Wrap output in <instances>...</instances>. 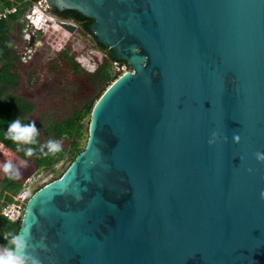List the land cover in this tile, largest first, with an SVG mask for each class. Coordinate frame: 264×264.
<instances>
[{
  "label": "water",
  "instance_id": "water-1",
  "mask_svg": "<svg viewBox=\"0 0 264 264\" xmlns=\"http://www.w3.org/2000/svg\"><path fill=\"white\" fill-rule=\"evenodd\" d=\"M132 72L28 201L40 264H264V0H47ZM73 25H67L71 29Z\"/></svg>",
  "mask_w": 264,
  "mask_h": 264
},
{
  "label": "trees",
  "instance_id": "trees-1",
  "mask_svg": "<svg viewBox=\"0 0 264 264\" xmlns=\"http://www.w3.org/2000/svg\"><path fill=\"white\" fill-rule=\"evenodd\" d=\"M38 0H0V11L6 8L17 7V12L0 20V165L3 161L11 160L17 167H32L30 172L34 174L41 171L55 170L54 168L67 159L70 165L84 151L82 139L84 137L85 119L91 117L92 111L108 89L121 74L113 71L114 63H123L113 58V51L98 43L90 26L94 20L76 10H59L52 7L51 14L54 18L63 22L77 24L84 36L91 38L99 51L103 53L101 60L96 59V69L90 71L78 61L79 53L72 49L71 43L60 51L48 65V70L57 77L67 79L86 80V92L82 103L72 104L68 114L61 118L52 113L51 106H42L39 113L36 104L21 91L20 86L23 76L28 72V67L20 60L21 48L16 35V26L27 10ZM47 21V20H46ZM62 28L63 24H57ZM93 94L90 95V94ZM57 95V94H56ZM59 96V95H58ZM92 96V97H91ZM53 107V106H52ZM50 109V113L47 111ZM37 116L35 117V114ZM20 116L23 122L35 121L39 130L38 143L35 145H17L3 135L7 122ZM45 139H44V138ZM49 138L59 139L69 143V147L62 146V151L56 154L44 155L40 151V145H46ZM33 147L32 156L24 154V148ZM46 151V147H45ZM21 178L10 179L0 169V245L4 244L13 234H19L22 221L12 222L3 213V206L15 202L23 192L28 175Z\"/></svg>",
  "mask_w": 264,
  "mask_h": 264
},
{
  "label": "rangeland",
  "instance_id": "rangeland-1",
  "mask_svg": "<svg viewBox=\"0 0 264 264\" xmlns=\"http://www.w3.org/2000/svg\"><path fill=\"white\" fill-rule=\"evenodd\" d=\"M30 10V8L27 10L16 26V35L22 51L20 60L29 69L23 76L21 84L17 89L23 92L20 94L28 96L36 104L39 113L43 110L42 106H51V110L47 109L49 114L52 111V113L56 114L55 116L61 118L63 115L69 113L68 110L72 104L82 103L83 95L86 92L87 81L67 79V77L59 78L54 73L49 72V63L59 56L60 51L66 47L67 43H71L72 49L79 53L78 61L90 71L96 69L97 65L95 60H101L103 53L97 49L95 42L91 38L81 33L77 24L68 21L63 22L49 17L47 16L50 15L48 13L39 15L38 22L34 24L26 18V14L31 12ZM45 20H48V22ZM57 24H63V27L57 28ZM67 25L73 26L69 29L66 28ZM93 94L90 95L93 96ZM36 116L37 113L35 114ZM84 123V137L81 142L82 149L88 143L91 117H87ZM61 144L62 146L69 147V143L63 140ZM69 166L70 159H67L56 166L54 168L55 170H43L36 174L35 172L34 174H30L32 170L31 166L30 168L18 167L20 178L24 174L28 175L25 183V188L28 187L27 196H22L20 199L25 204L28 203L29 199L38 190L59 179L67 171ZM21 194H24V192Z\"/></svg>",
  "mask_w": 264,
  "mask_h": 264
},
{
  "label": "clouds",
  "instance_id": "clouds-1",
  "mask_svg": "<svg viewBox=\"0 0 264 264\" xmlns=\"http://www.w3.org/2000/svg\"><path fill=\"white\" fill-rule=\"evenodd\" d=\"M5 138L17 145H35L38 143L39 130L35 121L23 122L20 116L7 122V127L3 132ZM0 147H3L0 145ZM46 147V151H45ZM40 151L44 155L56 154L62 151V144L59 139L49 138L46 145H40ZM33 147L24 148L26 156H32ZM264 158V157H261ZM3 173L10 179H18L20 176L19 168L11 160L3 161L0 165ZM27 243L19 234L11 235L8 240L0 245V264H40V261L27 251Z\"/></svg>",
  "mask_w": 264,
  "mask_h": 264
},
{
  "label": "built area",
  "instance_id": "built-area-1",
  "mask_svg": "<svg viewBox=\"0 0 264 264\" xmlns=\"http://www.w3.org/2000/svg\"><path fill=\"white\" fill-rule=\"evenodd\" d=\"M29 1V0H27ZM30 11L28 14H26V18L30 20L31 23H36L39 20V15L41 16L44 13H48L50 15H47L49 17H53L51 14V9L52 7L49 5L47 0H38L35 2L32 7H30ZM17 12V7H12V8H6L3 11H0V20L8 18L9 15L16 13ZM54 18V17H53ZM48 22V20H47ZM113 71L115 73L121 74L119 77L132 72L131 67L127 62L123 63H114L113 64ZM28 191V187L24 188L23 192L24 194L19 195L15 202L9 203L3 206V213L8 217V219L12 222H17V221H22L25 213V209L27 206V203L20 198L22 196H27L26 193Z\"/></svg>",
  "mask_w": 264,
  "mask_h": 264
},
{
  "label": "bare ground",
  "instance_id": "bare-ground-1",
  "mask_svg": "<svg viewBox=\"0 0 264 264\" xmlns=\"http://www.w3.org/2000/svg\"><path fill=\"white\" fill-rule=\"evenodd\" d=\"M46 21V20H45Z\"/></svg>",
  "mask_w": 264,
  "mask_h": 264
}]
</instances>
